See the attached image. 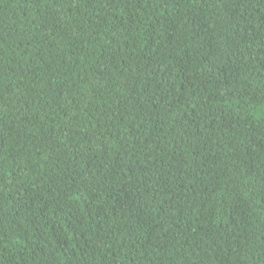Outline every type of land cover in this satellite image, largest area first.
Segmentation results:
<instances>
[{"label":"trees","instance_id":"16d2710c","mask_svg":"<svg viewBox=\"0 0 264 264\" xmlns=\"http://www.w3.org/2000/svg\"><path fill=\"white\" fill-rule=\"evenodd\" d=\"M0 264H264V0H0Z\"/></svg>","mask_w":264,"mask_h":264}]
</instances>
